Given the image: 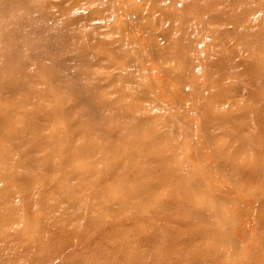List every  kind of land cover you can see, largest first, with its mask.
I'll return each mask as SVG.
<instances>
[{
	"label": "rangeland",
	"instance_id": "obj_1",
	"mask_svg": "<svg viewBox=\"0 0 264 264\" xmlns=\"http://www.w3.org/2000/svg\"><path fill=\"white\" fill-rule=\"evenodd\" d=\"M119 1H121V5L124 4L126 6V13L123 12L121 14L118 10L119 8H116ZM170 1L171 4L173 3L170 5V8L176 10L174 12L177 15L176 17H181L182 14H189L190 11L192 12L190 20L185 24L191 34L185 39L184 36L182 37L183 43L187 42L185 54L193 61L191 71L189 70L191 76L184 73L183 77H186L185 84L178 78L168 77L165 70V68L173 66L178 71L185 72V66L178 60L176 62L175 58H169L167 62H159L149 49L143 50L138 55L128 53L126 54V58L113 55L120 48H114V52L109 50L107 53H102L103 60L105 63H108L109 67H102L99 64H94L93 67V64L87 63L80 56L71 61L73 67H77L80 70L88 68L91 78L96 74L107 78L110 73L121 71L120 75H123L126 67V82H122L120 85L122 89L126 90V93H133L139 86L136 81L134 82L128 77H132L134 80L136 78L139 79L141 76L144 77V81L149 83L145 85V92L137 93L135 91L132 95L126 94V100L129 97L137 99L132 104V108L128 113L131 115L147 114L152 110H162L168 117L172 116V118H175L176 124L171 135H169V130L172 129V126L164 121L151 120L145 123L144 126L132 129L135 130L136 134L148 135L155 128H161L162 132L165 133L164 138L172 139L170 142L172 147H168L167 151L174 156L177 154L178 159L180 158L179 162L183 164L181 171L185 174V177L172 176V181H174L172 185H179L180 188L184 187L177 198L182 201L181 203H198V208L206 211L205 218H199L191 214V208L183 207L173 210L177 218L172 225L177 230L170 233L168 229L160 228V235L162 237L158 238L163 239L164 236L167 241L169 240L171 244L169 247L162 246L164 245L162 242L158 245L155 244L154 234L150 230L149 224H146L138 215H135L133 207L127 204L126 208L121 209L122 212L126 213V230L138 234L134 245L139 248V257L148 258V264H164L171 259L173 261L182 259V264H189V261H185L184 252L189 253L191 251H194L202 262L207 259L208 255L212 257L215 255L216 259L224 262L223 264H264V245L262 248L258 245L260 235H264L262 216H260L264 214V199H261L262 196H260L264 193V179L253 178L249 180L243 177L240 178L241 181L237 179V174L239 175L237 167L239 166H253L254 170L264 171V160L258 154V151H262L264 146V108H260L259 104L261 103L251 97V95L258 92H264V86L257 85L254 77L249 75L251 73L244 70L243 67V65H246V62L261 56L264 51L260 49H256L253 52L246 50L240 46L239 42L235 41L234 34L226 31L232 26L242 27L243 23L255 26L257 15H264V0H254L255 3L247 7L249 10L246 11L245 17L242 18L243 21L238 23H234L230 18L212 16L211 12H197L192 4H188L187 0ZM40 2L55 9L59 8V4L62 6V3L66 5L78 3L79 5L74 9L79 13L84 7H89L94 16L92 24L90 23L88 24L90 26H82L76 30L82 38H87L86 44L95 45L94 48H98L96 39L99 40L105 37L114 40L121 39L126 41V43L136 39V45H134L133 49L136 52H138L139 47L147 44L149 35L142 26V21H139L129 11L127 6L130 5H143V7H140V12L145 18H150V21L153 23L152 27L155 30H162V28L168 27L167 25L171 23L169 19L165 18L162 11L151 6L150 0H40ZM260 2H262V5L256 6V9L252 12V7ZM224 6H226V3L222 8ZM240 8L241 6L236 5L234 7L236 11H239ZM103 11H105V14L103 17H100L97 12L104 13ZM152 16L156 17V22L152 21ZM121 20L125 21L126 28L124 25L120 27L116 23ZM91 26H95L93 32L89 30ZM220 29L225 32V35L215 36L214 33H218ZM239 31L242 32V29L239 28ZM180 33L181 29L177 28L173 30L172 34L174 38H177L181 36ZM155 39L161 46H166L169 43V39L163 37L160 33L155 35ZM220 43L231 45L232 48L237 49L236 56H232L231 58V65L236 69L234 74H231L228 68H224L222 73L220 64L217 63L215 65L212 62L214 57L222 54L218 48H215V45ZM118 44H120V41ZM262 44H264V40ZM2 47L3 45L0 44V48ZM200 56L203 58L202 63L205 61L204 64L197 62ZM132 62L136 65L132 66ZM27 71L26 78L29 84L25 89H19L15 93L0 92V106L5 109L11 107L14 109L10 123L15 120L14 118L21 117L25 112L33 108L35 109L39 104L45 105L51 102L54 104L61 103L64 106L63 102L66 104L74 102V96L70 95L68 97L59 93V90L65 88L66 83L64 82L59 83L48 80L47 83L52 86L51 92L44 94L36 92L38 90L37 81H39L44 73L42 65L39 67L37 61L27 63ZM193 73L203 78V80L198 81L199 84L194 85V81L191 78ZM6 85L11 86L9 82ZM114 88L111 84L104 83L99 88V94L104 96L109 92L118 98ZM148 90L152 92V95H150V92L148 93ZM150 96L152 98L147 100ZM156 96L158 97L156 98ZM24 99L28 101L22 102ZM122 99L124 100L125 98L122 97ZM98 100L100 103L101 98H98ZM67 110L69 109L63 108L57 114H55L56 112L53 113L55 115L52 119L45 121L39 130L51 132L56 128L61 130L66 129L67 135H69L67 137L79 132L81 127H85L84 124L81 127L76 125L73 129L67 130L69 123V120L65 117ZM83 110L91 113L89 114L91 119L86 120L90 123V134L93 133L95 135V140L99 141L102 145H110L111 148L116 149L115 154L108 152L100 160H91L90 162L92 163H90L88 169L98 174L100 161H104L103 163L107 164L112 161H119L123 157H130L134 153L137 148L138 139L132 137V132L128 129L126 131H112L109 126L111 122L107 121L106 123L103 119L105 115L101 113L102 115L95 116L86 104L78 103L73 109H70L68 111L72 113L70 118H74L73 116H77ZM44 113L50 115L49 110L44 111ZM227 113L232 115L230 120L222 121L220 116L223 114L228 115ZM255 113L259 114L262 123L254 119L253 115ZM119 121L126 122L129 125L135 122L130 115L124 116ZM6 124H9V122L2 124L0 129L8 127ZM19 134V138L22 139V147L27 148L34 145L33 140L29 139L28 136L25 137L23 134ZM248 134L251 136V139H241L247 137ZM8 135L0 132V157L5 158V155H7L14 159L1 163L0 171L8 170L13 172L24 159L21 156L14 157L15 155H12L16 151L13 150L14 142L11 141ZM78 135L79 140L74 144L78 148L90 143L95 144L91 139H87V132H79ZM122 136L126 137V142ZM164 147H167V145L165 144ZM38 151L39 153L36 158L41 160L46 158L47 154L50 153V148H42ZM64 152L67 153L65 149L58 148V151L54 155L57 154L58 158L63 157ZM89 153L90 151L81 153V162L87 160ZM78 160L80 161V159ZM222 162L226 163L227 167L223 166ZM69 164L68 162L65 165L64 161L59 168L52 171L37 167V171H34L33 174L36 178L41 177L40 182L43 183L41 187H20L19 184L23 180L20 176L14 181L16 186L3 189L4 191L17 194V196L10 197V199L14 201L18 211L12 218L2 216V219L8 221L0 224V238L5 237L7 233L13 235L20 233V235L24 236L25 241L21 246L5 244L6 246H4L2 252L8 258L4 264H92L95 262L97 249L83 247L80 234L75 229L66 225V221L70 218V211L67 209L56 213L55 216L59 220L62 219L60 221L64 223V229L67 231L65 236L62 239L52 240L50 246H48V243L36 246L32 245V240L35 238L47 241V238H51L52 234L57 232V229L51 223H49L48 227L39 226L36 229L37 225H35L34 220L38 219L30 217V215L39 216L46 212L49 206L45 202H34L31 205H26L24 194L28 192L35 198L42 197L47 193L49 195L57 194L59 189H57L54 183L63 177ZM74 164H79V162L74 161ZM145 166H148L147 162L140 159H135L131 164L134 171L137 170V176H140L143 180L157 182L161 179L160 175L146 172ZM150 166L152 167L153 165ZM39 170L44 171L45 174L41 175ZM192 170L198 174H196L199 178L197 185H194L192 179L188 176L193 174ZM110 179L111 177H107L105 181L106 185L112 182ZM121 180L118 177L114 179V182L118 183ZM135 181H139V178L137 179L133 176L132 170L126 171V183H137ZM88 184L89 180L83 179L79 182L78 187ZM249 187L258 188L262 191L260 193L259 191L252 192ZM67 188L68 192L72 193L73 187L67 186ZM83 190H81L80 194ZM161 191L157 189L154 194L163 198L166 197L167 195H164ZM85 192L91 195L97 194V190L93 187L89 190L86 189ZM204 195L207 196L206 202L202 199ZM119 196L118 192L111 194L113 199ZM122 198L128 200L126 194H123ZM141 200L142 198H138L135 199V202L139 203ZM148 201L149 199L145 198L140 204L147 205ZM61 203L66 204L67 199L63 198ZM87 207L88 210L75 219L73 224L76 227L82 226L87 222L91 225L95 218L104 221L114 220V213L105 209L97 210L92 201L87 202ZM156 214L155 223L161 225L163 218L159 215L160 213ZM232 215L238 216V219H235ZM24 216L27 217L23 218ZM42 219L49 221V219H52V215L48 217L44 215ZM226 221L235 222L232 230L236 232V239L230 232L231 227H227L225 231L220 229V227L227 226L224 224ZM236 221L238 222L237 224ZM205 226L209 230L199 232ZM239 227L243 228L245 236L237 233ZM190 230L193 232L192 236L191 238L189 236L187 238ZM94 235L99 240L105 241L104 244L108 247L105 253L106 256L115 257L118 252V246L121 243L117 239V236L109 235V232L104 229L94 230ZM214 242L220 243L221 249H217L216 245H214V249L211 246ZM232 242L234 243L233 245ZM180 246L183 247V251L180 249ZM51 247L54 250L50 253ZM131 252L138 253L137 250L130 248L126 251V254H130ZM138 264L143 263L138 262ZM204 264H207V262L205 261Z\"/></svg>",
	"mask_w": 264,
	"mask_h": 264
},
{
	"label": "bare ground",
	"instance_id": "obj_2",
	"mask_svg": "<svg viewBox=\"0 0 264 264\" xmlns=\"http://www.w3.org/2000/svg\"><path fill=\"white\" fill-rule=\"evenodd\" d=\"M187 2L188 4H192L197 12H211L212 16L215 15L222 18H230L234 23L243 21L242 18L245 17L246 11L249 10L247 7L255 3L254 0H187ZM150 3L152 7L162 11L165 18L169 19L171 23L167 25L168 27L162 28V30H155L154 27H152L153 23L150 21V18H145L140 12V7H143V5L127 6L129 11L134 14L139 21H142V26L149 35L147 44L139 47L138 52H136L133 50L134 45H136V39L134 38L131 42L128 41L126 43V41L121 39L114 40L105 37L106 39H96V45L98 48H94L95 45H87V38H82L76 29H79L82 26H90L88 25L90 23L92 24L94 16L89 7H84L79 13L74 9L79 5L78 3H71L68 5L62 3V6L59 4V8L55 9L40 2V0H0V44L3 45V47L0 48V92L7 91V93H15L19 89H25L29 84V81L26 78L28 74L27 63L30 61H37L39 67L42 65L44 73L39 81H37L38 90H36V92L38 91L39 94L51 92L52 86L49 85L47 81L52 80L53 82L66 83L65 88L59 90V93H62L63 96L67 95L69 97L72 95L75 97V103L71 102L66 104L63 102L64 106H62L61 103L54 104L51 102L46 103L45 105L39 104L35 109L28 110L21 117L14 118L15 120L12 123H10V120L12 119L14 109H12V107L5 109L0 106V126L9 122V124H6L8 127L0 129V132L9 134V138L14 142L13 150L16 152L12 155H15L14 157L21 156L24 159L21 161L18 168L13 170V172L8 170L0 171V224L8 221L2 219V216L12 218V216L16 215V212L18 211L14 201L10 199V197H15L17 194L4 191V188H12L16 186L14 181L20 176L23 178L22 182L19 184L20 187H41L43 186V183L40 182L41 177L36 178L33 174L34 171H37V167L52 171L59 168L64 161L65 165L68 162L70 163L63 177L54 183L57 189H59L57 194L49 195L47 193L39 198H35L28 192L24 194L26 205H31L34 202H45V204L49 206L47 211L39 216H34L33 214L30 215V217L38 219L34 220L35 225H37L36 229H38L39 226L48 227L49 223L57 229V232L52 234L51 238H47V241L41 238L33 239L32 245L34 246L46 243L50 246L52 240L62 239V237L65 236L67 231L64 229V223L60 221L62 219L59 220L55 216L56 213L67 209L70 211V218L66 221V225L75 229L80 234L83 247L97 249L98 251H96L97 256L95 262L92 264H138V262L148 264V258L139 257V248L134 245V241L137 239L138 234L126 230V213L121 211L124 207L126 208V204L132 206L135 215H138L146 224H149V228L154 234L155 244L158 245L162 242L164 243V245H162L164 247H169L171 244L164 236L163 239H158L159 237H162L160 235V228L168 229L170 233L177 230V228L172 225L177 218L173 210L176 208L187 207L191 208L190 211L194 217L205 218L206 211L198 208V203H181L182 201L177 198L178 194L180 191H183L182 188L184 187L180 188L179 185H172L174 184L172 176L176 175L185 177V174L181 171V166H183V164L179 162L180 158L178 159L177 154L174 156L167 151L168 147H172L170 143L172 139H165V133L162 132L161 128H155L148 135L136 134L135 130L132 129L144 126L145 123L151 120L158 122L164 121L172 126V129L169 130V135H171L176 124V119L172 118V116L168 117L162 110H152L147 114L131 115L128 113L132 108V104L137 99L129 97L127 100L130 101H127L126 94L132 95L135 91L137 93L145 92V85L149 83L144 81V77L141 76L139 79L136 78L135 80L132 77H128L134 82L136 81L139 86L133 93H126V90L122 89L120 86L122 82H126V67L124 69L125 71H123V75H120L122 73L121 71L118 73L112 72L107 78L100 76L99 74H96L91 78L88 68L80 70L77 67H73L71 62L72 59L80 56L83 57L87 63L93 64V67L94 64H99L102 67H109L108 63L104 62L103 56L101 55L102 53H107L109 50L114 52V48H120V50L113 55L126 58V54L128 53L138 55L143 52V50L149 49L159 62H167L169 58H175L176 62L178 60L183 66H185V72H180L173 66L165 68L168 77L178 78L183 84H185L186 77H183L184 73L190 75L189 70L191 71L193 61L185 54L187 42L185 41L183 43L182 37L184 36L185 39L191 34L189 28L185 24L190 20L192 12L190 11L189 14H182L181 17H176L177 15L174 13L176 10L170 8V5L173 4H171L170 0H150ZM225 3L226 6L222 8ZM235 5L241 6L239 11L234 9ZM261 5L262 2L257 5L255 4L251 11L253 12L256 9V6L259 7ZM116 8H119L118 10L121 14H123V12L126 13V6H124V4L121 5V1L117 3ZM103 12L104 13L97 12V14H99L100 17H103L105 11ZM152 21L156 22V17L152 16ZM116 23L120 27L124 25L126 28L125 21L123 22V20H121ZM94 27L95 26H91L89 30L93 32ZM242 27L232 26L226 31L234 34L235 41L239 42L240 46L246 50L250 52H253L256 49L264 51V44H262V41L264 40V29H262V27H264V15H257L255 26L243 23ZM177 28L181 29V36L174 38L172 33L173 30ZM239 28L242 29V32H238ZM158 33L169 39L168 45L161 46L158 44L155 39V35ZM214 34L215 36H224L225 32L220 29L218 33ZM119 41L120 44H118ZM215 48H218L222 54L214 57L212 62L215 65L217 63L220 64L222 73L224 68H228L229 72L234 74L236 69L231 65V58L232 56H236L237 49L232 48L231 45L222 43L215 45ZM202 60L203 58L200 56V59L198 58L197 62L199 64H204L205 61L202 63ZM240 64L242 63L240 62ZM245 64L246 65H243L244 70L251 73L249 75L254 77L255 83L264 86V53ZM135 65L136 64L132 62V66ZM194 74L195 73H193L191 77L192 81H194V85L199 84L198 81L203 80V78ZM8 82L11 86L6 85ZM104 83H109L115 87L114 90L118 98L114 97L109 92L104 96L99 94V88ZM149 92L150 90H148V93ZM150 95H152V92H150ZM122 97L125 99L123 100ZM157 97L158 96H156V98ZM251 97L255 101L261 103L259 104L260 108H264V92H258L257 94L251 95ZM98 98H101L100 103ZM150 98H152V96L148 97L147 100ZM27 101L28 100L24 99L22 102L25 103ZM78 103L86 104L95 116L102 114L105 115V117L103 116V119L106 123L107 121L111 122L109 126L112 131L118 132L121 130L126 131V129H128L132 132V137L138 139V141L136 140L138 144L134 153L131 154L130 157H123L119 161H112L107 164L103 163L104 161H100L98 174L88 169V166L92 163L90 162L91 160H100L102 156L108 152L110 154H115L116 149L111 148L110 145H102L99 141L95 140V135L93 133L90 134V123L86 119H91L89 116L91 113H88L87 110H83L77 116H73L74 118H70L72 113L68 111L73 109ZM63 108L69 109L65 113V117L69 120L67 130L69 131L73 129L76 125L81 127L84 124L85 127H81L79 132H87V139H91L95 144L90 143L78 148L77 145L74 144L79 140V132H76L73 136L67 137L69 135H67L68 133L66 132V129L61 130L56 128L51 132L39 130L45 121L51 120L52 117ZM46 110H49L50 115L44 113ZM227 114L228 115L223 114L220 116L222 121L230 120L232 115L229 113ZM257 114L258 113H255L253 115L254 119L256 121L259 120V123H262L259 114ZM126 115H130L135 122L129 125L126 122L119 121ZM19 133L32 139L34 145L27 148L22 147V139L19 138ZM122 138L126 142V137L122 136ZM241 139H251V136L248 134L247 137ZM165 144L167 147H164ZM42 148H50V153L47 154L46 158L38 160L36 158L39 153L38 150ZM58 148L65 149L67 153L64 152L65 154H63V157L58 158L57 154L54 155L58 151ZM84 151H90V153L87 160L81 162V153ZM258 154L260 158L264 160V146L262 151H258ZM9 159L14 158L7 155H5V158L0 157V164L10 161ZM78 159H80V161ZM135 159L146 161L148 166H145V171L150 174L160 175L161 179L157 182H148L147 180H143L140 176H137V170L134 171L133 167H131V164ZM74 161L79 162V164H74ZM150 165L153 166L151 167ZM222 165L227 167V164L224 162H222ZM130 169L132 170L133 176L137 179L139 178V181H135L137 183H126V171H130ZM39 172H41V175L45 174L42 170H39ZM237 172L239 173V175L237 174L238 180L242 177L249 180L253 178L264 179V171L254 170L253 166H239L237 167ZM192 173V175L188 176H190L194 185H197V182L199 183L198 174L194 170H192ZM107 177H111L110 180H112V182H109V185H106L105 182ZM118 177L122 180L115 183L114 179ZM83 179H88L89 184L78 187L79 182ZM67 186L73 187L72 193L68 192ZM92 187L97 190L96 195H91L90 193L85 192L86 189L89 190ZM82 189L84 190L80 194ZM157 189L162 190L161 192L167 196L163 198L162 196L154 194ZM249 189L252 192L259 191L260 193L262 191L254 187H249ZM114 192H118L120 196L113 199L111 194ZM123 194L128 196V200L122 198ZM260 196H262L261 199H264V193ZM63 198L67 199L66 204L61 203ZM138 198H142V200L139 203H136L135 199ZM145 198L149 199L147 202L148 204H140ZM202 199L206 202L205 200H207V196L204 195ZM89 201L94 202L97 210L105 209L114 213V220L104 221L95 218L91 225L87 222L82 226L76 227L73 223L78 216L84 214L88 210L87 202ZM156 213H160L159 215L163 218L161 225L155 223ZM44 215L46 217L52 215V219H49V221L43 220L42 218ZM233 216L234 215H232V217ZM260 216H262V225L264 229V214H261ZM26 217L27 216H24L23 218ZM234 218L238 219V216H234ZM234 223L235 222L233 221H226L224 224L227 226L220 227V229L225 231L227 227H231L230 232L235 238L236 232L232 230ZM237 223L238 222L236 221V224ZM99 229L107 230L109 235H116L119 242H121L118 246V252L115 257L106 256L105 253L108 250V247L105 246V241L99 240L95 237L94 230L98 231ZM207 230H209V228L205 226L200 229L199 232ZM192 233L193 232L190 230V233L187 234V238L188 236L191 238ZM237 233L241 236H245V231L242 227L237 229ZM259 240L258 245L262 248L264 245L263 234L260 235ZM233 242L232 245L234 244ZM24 243V236L20 235V233L16 235L7 233L5 237L0 238V264L6 263L8 258L2 252L4 246H6L5 244L21 246ZM214 243L211 245L213 248L214 245H216L217 249H221L220 243ZM130 248L137 250L138 253L131 252L130 254H126V251ZM182 248L183 247L180 246L181 250ZM52 250H54L53 247H51L50 253ZM184 257L185 261H189V264H204L205 261L207 264L224 263L222 260L216 259L215 255H213V257L208 255L207 259L202 262L194 251L189 253L184 252ZM182 263V259L177 261L171 259L164 264Z\"/></svg>",
	"mask_w": 264,
	"mask_h": 264
}]
</instances>
